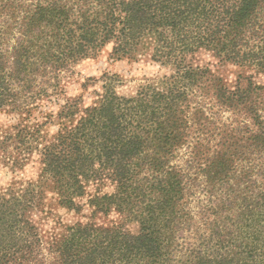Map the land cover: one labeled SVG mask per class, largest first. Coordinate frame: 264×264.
<instances>
[{
	"label": "trees",
	"instance_id": "16d2710c",
	"mask_svg": "<svg viewBox=\"0 0 264 264\" xmlns=\"http://www.w3.org/2000/svg\"><path fill=\"white\" fill-rule=\"evenodd\" d=\"M107 48L172 73L123 97L104 72L91 103L68 96L73 68ZM215 105L245 113L249 134L219 129ZM0 112L14 119L0 123V170L39 167L0 192V264H264V0H0ZM50 199L119 219L46 243L35 215Z\"/></svg>",
	"mask_w": 264,
	"mask_h": 264
},
{
	"label": "rangeland",
	"instance_id": "374dc122",
	"mask_svg": "<svg viewBox=\"0 0 264 264\" xmlns=\"http://www.w3.org/2000/svg\"><path fill=\"white\" fill-rule=\"evenodd\" d=\"M108 51L109 48H107L105 52L101 53L102 55L99 57L86 59L73 68V73H70L66 77L68 81L66 83L68 96L84 95L85 102L91 103L93 99L96 98V93L103 91L101 89V85L103 83L101 78L103 73L111 72L118 73L120 75V79L115 82L116 92L123 97H133L139 93L142 86H147V84H153L156 87H161L162 77L165 74H171L173 70L170 66L163 67L144 58L138 61H129L126 59L115 61L108 57ZM197 62L202 65L211 66V68L220 74L223 79L230 84V86H234L238 81L243 82L245 85L247 84L246 79H244V76L249 74L247 70L238 68L232 64L220 65L209 53H199L197 55ZM90 77L100 79H90L91 81L89 84H91V86L89 87V91H86V89L84 90L83 83L88 82ZM262 79V77H256L255 80L260 81ZM208 104H211L210 101H208ZM208 106L209 105H207V108H210ZM208 112L210 115H213L210 119H214L217 126H219V129H223L224 127L227 132L233 131L235 134L237 133L238 137H245L246 134H249L245 133V121H249V119L245 116V113L234 114L232 110L218 105L212 106V109ZM10 119L12 121L14 120L12 116L6 114L5 112H0V123H8ZM224 124H226V126H223ZM54 128L55 127L52 129ZM194 136H199V138L203 137L198 131L194 133ZM219 140H221L220 136H211L204 142H208V146H210L213 150ZM242 141L244 142L245 139H242ZM38 168V165L31 167L29 163L26 165L24 170L15 174L6 170H0V192L6 191L11 186L16 185V180L21 183H26L27 180L35 178L39 171ZM198 187L197 202H199V200H203L201 203L205 204L207 197L206 191L202 190L204 189V183L201 182ZM111 189L112 188L110 187H104V192L111 191ZM86 200L87 197L83 199L84 202H86ZM199 208V206H196L195 212L199 211ZM42 209V212L35 215V220L46 243L60 237L65 232L66 227L64 228V226L73 224L79 220L87 221L92 219L98 223H110L113 220L119 219V214L114 211L111 212V214L96 213L93 215L89 206L84 207L82 212L77 213L73 210L60 206L56 199H50L48 203L46 202L45 207H42ZM128 226L132 231L137 230V225L135 224L129 223Z\"/></svg>",
	"mask_w": 264,
	"mask_h": 264
}]
</instances>
